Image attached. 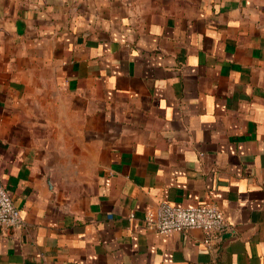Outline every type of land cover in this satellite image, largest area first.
<instances>
[{
    "label": "crops",
    "instance_id": "1",
    "mask_svg": "<svg viewBox=\"0 0 264 264\" xmlns=\"http://www.w3.org/2000/svg\"><path fill=\"white\" fill-rule=\"evenodd\" d=\"M0 180V264H264V0H0ZM163 202L230 230H146Z\"/></svg>",
    "mask_w": 264,
    "mask_h": 264
},
{
    "label": "built area",
    "instance_id": "2",
    "mask_svg": "<svg viewBox=\"0 0 264 264\" xmlns=\"http://www.w3.org/2000/svg\"><path fill=\"white\" fill-rule=\"evenodd\" d=\"M143 224L146 230L158 235L200 230L206 236L204 244L208 249L230 230L222 212L212 204L182 208L163 202L146 210ZM23 225L19 210L0 180V229H21Z\"/></svg>",
    "mask_w": 264,
    "mask_h": 264
},
{
    "label": "rangeland",
    "instance_id": "3",
    "mask_svg": "<svg viewBox=\"0 0 264 264\" xmlns=\"http://www.w3.org/2000/svg\"><path fill=\"white\" fill-rule=\"evenodd\" d=\"M139 10L175 11L195 3L197 0H129Z\"/></svg>",
    "mask_w": 264,
    "mask_h": 264
}]
</instances>
